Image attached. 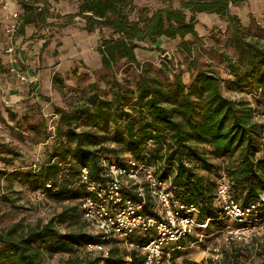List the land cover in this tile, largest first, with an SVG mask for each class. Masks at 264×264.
<instances>
[{
    "label": "trees",
    "instance_id": "16d2710c",
    "mask_svg": "<svg viewBox=\"0 0 264 264\" xmlns=\"http://www.w3.org/2000/svg\"><path fill=\"white\" fill-rule=\"evenodd\" d=\"M74 1L75 11L55 14L50 0H18L22 9L18 34L24 35L29 25L47 26L49 18L63 27L81 23L88 34L98 35L97 51L105 69L113 70L125 60L142 71L133 80L114 78L107 88L92 83L68 107L51 103V111L58 117L52 130L47 117L37 119L40 106H29L22 114L8 106L7 117L0 116V127L5 126L6 133L22 142L30 138L35 145H46L42 161L27 163L17 147L0 144L5 164L0 167V185L2 179L18 181L53 201L68 203L46 222L27 226L18 222L0 230V264H47L48 258L61 254L70 256L64 264H144L141 250L127 249L118 238L91 233L83 220V201L95 196L89 184L107 188L114 180L111 165L138 171L140 183L126 175L120 178L122 195L142 202V189L144 213L155 216V202L143 178L145 170L152 168L159 181L169 183L174 201L197 207V222L210 220L207 234L228 224L217 198V180L222 174L227 175L236 201L244 207L263 205L264 123L258 116L264 113V40L248 38L233 12L248 0H180L177 6L169 3L150 8L140 7L138 0ZM212 14L225 19L234 33L237 58L221 56L227 64V77L214 69H199L187 83L182 72L163 77L141 64L137 50L144 43L158 45L161 40L180 39L191 56L188 36L197 37L200 16ZM53 83L63 84L57 73ZM224 88L247 93L251 99L227 96ZM84 168L88 169V182L82 177ZM262 205L257 212L261 218ZM259 238L264 234L252 242ZM132 239L142 247L150 236L136 234ZM197 242L198 237L188 235L180 244L187 247ZM96 243L109 247L108 257L86 250L88 244ZM232 247H238L232 261L222 263L244 264L241 256L247 255L249 247L241 242ZM185 250L174 245L166 250L165 258L173 264L179 259L193 264L183 257ZM259 256V264H264V241Z\"/></svg>",
    "mask_w": 264,
    "mask_h": 264
},
{
    "label": "rangeland",
    "instance_id": "374dc122",
    "mask_svg": "<svg viewBox=\"0 0 264 264\" xmlns=\"http://www.w3.org/2000/svg\"><path fill=\"white\" fill-rule=\"evenodd\" d=\"M62 1H69L71 5H75L74 0H50L55 14H65L59 7ZM179 2L180 0H138L139 6L146 8L155 5H160L161 7L169 3H174L177 6ZM233 10L245 26V34L248 35V38L262 37L264 40L263 0H248ZM18 16V21L11 23L12 25L6 29V35H8L10 43H15L18 35L20 15L18 14ZM200 18L199 35L197 37L188 36L192 40L191 56L189 52L182 48L180 39L175 41L161 40L158 45L151 43L142 44L143 46L137 50V57L141 64L145 65L151 74L159 73L163 77L171 78L175 73L182 72L187 83L191 82L192 76L199 69H214L221 73L223 77H227L225 73L227 64L221 56L227 54L234 59L238 56L234 48L233 29L225 19L217 15H201ZM17 23L16 29H13L14 24ZM36 32V37L44 40L43 51L47 62L48 60L52 61L46 68L48 70L51 69L50 81L52 86L48 89V92L40 91L38 100L34 97L33 99L36 101L29 98L24 101L22 108L12 107V109L15 113L22 114L29 106H40L42 111L37 119L41 120V116L47 117L50 130L55 127L58 120V117L51 111V103L68 107L76 102L81 92L92 83L97 82L102 88H107L108 82L114 78L133 80L142 71V68L131 65L125 60L119 62L113 70L105 69L101 64V57L97 51L98 35L88 34L81 23L75 22L69 27H63L57 25L56 19L49 18L48 25L38 26ZM157 47L160 49H157ZM56 58L58 62H56ZM165 66H168V68ZM56 73L62 78V86L61 84L53 83ZM224 92L227 96L251 99L247 93H235L225 88ZM43 98H49L51 102H45ZM12 134L6 133V128L2 125L0 127V144L5 142L7 145L17 147L25 155L24 161H27V163H37L43 160L46 146L43 142L35 145L30 141V138H27V142H22L16 135L13 136ZM1 158L0 155V167H4L5 164ZM15 165L20 166L23 163L15 162ZM7 168L13 169L12 166ZM66 205L68 203L53 201L40 191H32L26 184L2 179L0 185V230H5L18 222H22L24 226L34 225L39 221L46 222L60 213ZM61 230L65 231L66 225L61 226ZM262 234L264 233L260 232L258 235ZM259 239L247 245L249 252L246 256H241L244 264L260 263V243L264 241V238ZM218 244H221L219 235L211 236L210 233L202 241L187 248L182 254L184 258L192 260L193 264H198L199 262L201 264H215L211 259H207L206 256L213 255V249ZM235 248L238 249V247ZM235 248L232 247V244L222 245L220 264H223L222 262L225 259L227 262L232 261V256L237 252ZM204 252H206V255H204ZM69 257V255L65 254L55 255L53 258L47 259V264H64ZM181 261L179 259L176 264H184Z\"/></svg>",
    "mask_w": 264,
    "mask_h": 264
},
{
    "label": "built area",
    "instance_id": "2783aa9c",
    "mask_svg": "<svg viewBox=\"0 0 264 264\" xmlns=\"http://www.w3.org/2000/svg\"><path fill=\"white\" fill-rule=\"evenodd\" d=\"M18 21V14L14 15ZM18 23L14 24L16 29ZM12 72L17 74L22 82H28V77L22 75L15 68ZM258 119L264 123V113L258 116ZM132 166H137L131 162ZM110 173L113 181L107 188H98L94 183H90L89 189L95 193V196L86 198L83 201V220L91 233L101 234L105 238H118L123 241L127 249L141 250L145 256L144 264H172L170 258H165L166 250L176 246L178 250H185L194 246L191 243L187 247H182L180 242L188 235H194L199 238V242L207 235V229L210 220L205 223H199L195 214L198 209L194 205H185L176 202L169 191V183L159 181L152 168L145 170L143 178L148 182L151 197L155 202V216L144 213V192L140 189V195L143 196L142 202H136L132 199L123 197L121 189L122 176H127L130 180L140 183L138 171L110 166ZM83 180L88 182V169H83ZM217 198L222 208V218L228 220V224L219 232L211 234L219 235L221 244L214 247L213 255L206 256L215 264H220L221 247L232 243H244L250 245L254 237L260 232H264V217L258 216V209L261 202L244 207L236 201L230 191V184L227 175L222 174L218 180ZM264 206V195L261 197ZM136 234H145L150 236L149 242L140 246L133 236ZM198 243V242H197ZM88 252L109 256V247L106 244H88ZM167 255H169L167 253ZM206 255V252H204ZM130 260V258H127ZM198 264H201L199 262Z\"/></svg>",
    "mask_w": 264,
    "mask_h": 264
},
{
    "label": "crops",
    "instance_id": "0c3cea01",
    "mask_svg": "<svg viewBox=\"0 0 264 264\" xmlns=\"http://www.w3.org/2000/svg\"><path fill=\"white\" fill-rule=\"evenodd\" d=\"M59 7L65 14L76 8L69 1H62ZM21 13L18 0H0V116L4 117L8 106L22 108L24 101L38 100L40 91L48 92L52 86L51 69H46L52 61L45 58L44 40L36 37V28L27 26L25 34H18L15 43H10L6 35V29L16 21L14 15ZM13 68L27 76L28 82H22L12 72Z\"/></svg>",
    "mask_w": 264,
    "mask_h": 264
}]
</instances>
